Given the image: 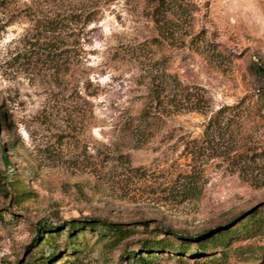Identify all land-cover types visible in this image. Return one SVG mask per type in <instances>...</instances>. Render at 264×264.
<instances>
[{
    "label": "rangeland",
    "instance_id": "rangeland-1",
    "mask_svg": "<svg viewBox=\"0 0 264 264\" xmlns=\"http://www.w3.org/2000/svg\"><path fill=\"white\" fill-rule=\"evenodd\" d=\"M263 94L264 0H0V264H264Z\"/></svg>",
    "mask_w": 264,
    "mask_h": 264
},
{
    "label": "trees",
    "instance_id": "trees-1",
    "mask_svg": "<svg viewBox=\"0 0 264 264\" xmlns=\"http://www.w3.org/2000/svg\"><path fill=\"white\" fill-rule=\"evenodd\" d=\"M175 82V81H173ZM177 86H179L178 83H176ZM184 92L181 90V94H183ZM264 97V94H263ZM182 101V100H181ZM190 103V101H188ZM190 107L189 105H180V103H177L175 106H182L181 108L183 109H187V110H200L202 107H196V105L194 103H190ZM185 106V107H183ZM229 110H231L230 108H225V109H221L218 114L224 115L225 113H227ZM249 109H245V111H248ZM1 112H0V125H1ZM238 115V113H237ZM162 123V119L158 113V111H154L153 108L151 107V104L148 106H145L139 113H137L135 116L130 117V119L128 121H125V123L123 124V129L127 132L130 133V135L137 141V146H141L144 143H146L149 139H151L154 135V133L160 128ZM188 179H191V176L187 177ZM191 183V182H189ZM69 227V228H74V227H104L107 228V230L109 232L112 233V235H114L115 237H120L122 238L123 236V231L117 229V228H110V227H114L113 224H107V223H95L94 221H90V220H83V221H72V222H67V223H63L57 226H49L47 225L45 227V230H47V234H51L52 239H57V237H59V235H61L62 231L61 228L62 227ZM237 225L235 227H225L219 230V232L217 233V235H215L213 238V236L211 237H206L204 235L206 234H202L199 236H195V237H185V236H179L181 239V242L179 243V247H175L172 246L171 244H169L168 242H158L155 245L156 246H146L145 249H151V248H167L168 249H172L175 250L176 252H187L190 253L192 250L190 249L193 242L198 243L200 240L202 241L201 243H205L207 241H210L211 243H213L214 241H221L223 242V240H225L228 235L232 234L234 231H236ZM216 239V240H215ZM201 243H199V245H201ZM196 253V252H195ZM133 255H136L133 252ZM53 257L55 256V254L52 255ZM141 255L135 256L136 260L133 264H144V262L147 260L146 257H140Z\"/></svg>",
    "mask_w": 264,
    "mask_h": 264
}]
</instances>
